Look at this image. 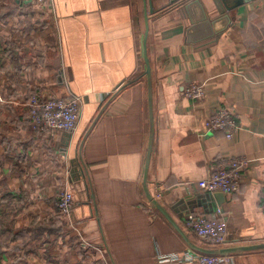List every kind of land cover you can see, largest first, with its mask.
<instances>
[{"label": "crops", "instance_id": "1", "mask_svg": "<svg viewBox=\"0 0 264 264\" xmlns=\"http://www.w3.org/2000/svg\"><path fill=\"white\" fill-rule=\"evenodd\" d=\"M52 1L0 0V215L30 228L29 252L3 264H197L200 253L143 187L146 9L150 194L200 248L208 246L187 220L218 210L227 227L220 248L264 244V0ZM192 85L204 87L202 100L186 96ZM34 90L83 98L74 135L33 131L25 100ZM221 109L240 125L231 139L204 125ZM233 161L248 165L236 192L219 199L199 188ZM64 189L75 197L70 217L56 206ZM227 257L264 264V249Z\"/></svg>", "mask_w": 264, "mask_h": 264}, {"label": "built area", "instance_id": "2", "mask_svg": "<svg viewBox=\"0 0 264 264\" xmlns=\"http://www.w3.org/2000/svg\"><path fill=\"white\" fill-rule=\"evenodd\" d=\"M26 1L38 6H51L53 4L52 0ZM186 96L200 101L205 96L204 87L192 85L186 90ZM30 101L26 104L27 115L36 132H66L71 135L77 132L84 104L82 97L72 94L71 98L65 99L56 96L35 95ZM204 125L209 131L225 133L228 139H231L240 130V125L234 114L227 109H221L211 115L204 122ZM247 166L246 161H233L227 167H223L210 177L199 181L198 186L211 194L218 192L226 195L232 194L238 190L240 173ZM56 205L62 216L70 217L75 205L73 192L68 189L60 191ZM262 210L264 211V198ZM186 224L189 230L196 234L210 249H218L226 243L227 227L221 210L212 216L190 217ZM228 260V257L200 254L197 264H226Z\"/></svg>", "mask_w": 264, "mask_h": 264}, {"label": "water", "instance_id": "3", "mask_svg": "<svg viewBox=\"0 0 264 264\" xmlns=\"http://www.w3.org/2000/svg\"><path fill=\"white\" fill-rule=\"evenodd\" d=\"M26 3H29L26 1ZM144 3L147 7V0H144ZM146 9V8H145ZM150 13H153L152 6L150 4ZM229 21V20H228ZM149 16L146 9L145 12V34H144V40H143V47H144V61L146 65V71L144 73V77L147 79L148 82V98H149V106H150V121H151V131H150V140L148 145V151L144 166V179H143V187L145 190V194L148 197L149 201L153 205L154 208L158 209L164 217L170 222V224L182 235V237L185 239V241L188 243V245L191 247L192 250L198 251L200 254L209 255V256H220V257H227L234 253L239 252H246V251H254V250H261L264 249V244H258V245H252V246H245V247H237V248H218V249H210V248H200L196 246L182 231V229L174 222V220L171 218L169 213L160 205L158 201H156L153 196L150 194L148 189V175H149V168H150V161H151V154L153 149V139H154V125H153V108H152V71H151V64L150 59L148 56V37H149ZM225 195L221 193L220 195H217L216 198H222Z\"/></svg>", "mask_w": 264, "mask_h": 264}, {"label": "trees", "instance_id": "4", "mask_svg": "<svg viewBox=\"0 0 264 264\" xmlns=\"http://www.w3.org/2000/svg\"><path fill=\"white\" fill-rule=\"evenodd\" d=\"M10 1V0H4ZM13 2L20 1L21 4L26 0H11ZM14 46L11 43L6 45V53H13ZM36 90L34 94H37ZM59 211V210H58ZM30 228L17 231L13 222V218L8 215H0V264L4 263L7 254H13L16 251L23 250L25 254L29 252L27 241L29 239ZM28 247V248H27Z\"/></svg>", "mask_w": 264, "mask_h": 264}, {"label": "rangeland", "instance_id": "5", "mask_svg": "<svg viewBox=\"0 0 264 264\" xmlns=\"http://www.w3.org/2000/svg\"><path fill=\"white\" fill-rule=\"evenodd\" d=\"M11 1V0H10ZM35 91L36 90H34V91H32V93L31 94H28V99H26L25 100V103L27 104L28 102H31L30 100H31V98L32 97H34L35 95H39V96H41V94H39V93H37V94H34L35 93ZM73 94V93H72ZM72 94L70 95V96H67V97H62V96H56V97H61V98H65V99H69V98H71V96H72ZM73 95H75V94H73ZM49 96H54V95H49ZM76 96H79V95H76ZM81 97V96H80ZM2 99V96H0V103H5L6 101H5V99H4V97H3V99ZM83 99V98H82ZM8 104H11V103H9L8 102ZM26 104H25V106H26ZM32 127V126H31ZM32 129H33V127H32ZM33 131H36V130H34L33 129ZM58 196H59V194H58ZM57 200H58V197H57ZM57 206V205H56ZM58 209V208H57ZM59 210V209H58ZM10 256V255H9ZM8 256V257H9ZM9 260L10 261H12L13 260V258H11V257H9ZM6 264H10V262L9 263H6ZM21 264H23V263H21Z\"/></svg>", "mask_w": 264, "mask_h": 264}]
</instances>
